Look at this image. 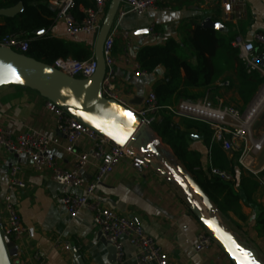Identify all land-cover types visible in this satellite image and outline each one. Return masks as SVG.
Instances as JSON below:
<instances>
[{
	"label": "crops",
	"instance_id": "crops-1",
	"mask_svg": "<svg viewBox=\"0 0 264 264\" xmlns=\"http://www.w3.org/2000/svg\"><path fill=\"white\" fill-rule=\"evenodd\" d=\"M77 2L81 14L83 9L94 7V0ZM221 18L218 0H175L166 9L151 10L143 16L127 15L120 25L113 51L119 97L131 110H139L148 94L154 92L165 78L163 68L148 73L146 77L137 76L135 63H138L137 56L143 48L164 45L169 39L180 42L187 38L197 24L202 25L206 19L220 23L219 20L223 22ZM230 24L232 28L229 27L226 32L234 33L247 42H253L257 35H264V0H247L245 15ZM151 29H154L155 34ZM65 32L66 26L59 20L51 30V35L91 47L94 43L92 36L81 34L69 38ZM123 32L130 33V48H127L123 39ZM223 79L225 81L217 83L218 90L207 96L211 104L240 111L252 102L254 96L245 103L239 95V84L234 74H227ZM45 104L46 99L33 90L13 85L0 87V127L10 129L15 136L34 130L57 138L58 143L52 146L51 155L60 169L70 170L75 162L74 157L66 151V139L57 131L55 116L46 109ZM172 120L177 128L184 130V118L172 117ZM259 120L260 116L253 127L255 138L264 133V117L261 122ZM258 121L260 124H257ZM154 133L163 148L173 155L172 149L155 130ZM186 133L183 149L187 153L200 154L202 167L208 168L211 164L209 148L194 130ZM79 147L87 151L90 141L82 137ZM234 153H229V158L232 159ZM239 153L235 190L238 192L239 182L244 177L256 178L259 188L253 193L252 202L241 200L237 212L219 214V219L233 235L252 248L257 246L264 259V235L256 226L258 209L264 210V186L259 181L264 178L261 177L264 171V149L258 155H245L243 161L247 168L240 162L242 152ZM16 164L21 166L20 178L26 187L16 195L15 202L27 232L17 244L18 254L12 259L13 264H23L25 261L33 263L34 253H38L41 258L37 264H109L107 247L100 242L99 230L91 215L83 212L72 219L60 203L63 189L53 174L35 172L31 162L23 156L6 153L0 156V216L5 215L1 202L7 191L8 172ZM164 171L165 167L159 164V169L150 165L143 173H139L128 160H123L103 180L97 196L106 207L139 222L167 253L171 264H234L217 243L202 253L194 250L197 235L206 229L191 211L180 186L172 176L164 175ZM95 172L96 163L90 160L84 173L86 179L91 180ZM57 244L62 247H57ZM123 244L124 258L116 264H137L135 249L126 240ZM64 246H68L69 250L66 251Z\"/></svg>",
	"mask_w": 264,
	"mask_h": 264
},
{
	"label": "built area",
	"instance_id": "built-area-1",
	"mask_svg": "<svg viewBox=\"0 0 264 264\" xmlns=\"http://www.w3.org/2000/svg\"><path fill=\"white\" fill-rule=\"evenodd\" d=\"M172 1L175 0H122L104 45L106 64V76L102 86L104 98L116 100L128 107L118 95L114 70L116 60L113 51L122 21L129 14L143 16L151 10L166 9ZM110 2L111 0H94L93 8L83 9L84 18L81 21H78L72 13L75 6L74 0H51L50 5L57 12L56 21L64 22L67 37L76 38L84 34L96 39ZM218 4L222 11L223 23H235L246 13L247 0H218ZM151 32L155 34L154 29H151ZM122 36L127 48H130V33L123 32ZM233 46L239 51V59L245 64L247 72L249 74L258 72L264 78V35H257L253 42H247L242 37L236 36ZM0 48L26 55L29 51L27 34L19 32L7 35L0 41ZM51 66L69 77L80 80L91 78L97 70L94 53L85 61L72 58L58 59ZM135 68L138 77L148 75V72L141 70L138 63H135ZM212 105L206 97L197 102L181 101L175 107L163 108L159 105L155 93L150 92L142 108L133 111L141 118L142 124L152 131L155 125L163 121L165 111L171 113L173 117L204 122L213 131V140L221 144L226 153L242 152L240 162L247 168L243 161L245 155H258L264 149V133L259 138L253 135L254 124L264 110V83L243 113L235 108L221 106L214 108ZM45 106L55 116L57 131L66 139V151L74 157L72 169H60L51 155V148L58 143V139L34 130L15 136L10 129L0 127V156L3 153L23 156L31 162L35 172H51L57 184L63 189L60 203L69 216L74 219L81 213L88 212L101 237L115 248L118 262L124 258L123 241L126 240L136 251L137 264H171L167 253L153 237L146 233L139 222L123 217L115 210L106 207L97 196L103 180L111 175L123 160H128L133 169L139 173H143L154 160L143 154L132 153L127 147L116 145L109 138L92 131L49 100H46ZM82 137L90 141V148L87 151L79 147ZM90 160L95 161L96 172L91 180H87L84 173ZM203 170L210 177H217L223 182H235V177L225 170L213 168L211 165ZM20 173L19 164L9 169L7 191L1 202L5 215L0 216L2 235L13 241L17 248L18 242L27 232L15 202L16 195L26 187L20 178ZM259 181L264 186V178H260ZM214 243H216L215 239L207 230L201 231L197 235L194 250L202 253L210 249ZM57 247L62 246L57 244ZM64 249L68 251L69 247L64 246ZM32 261L33 263L25 261L23 264L39 263L40 255L32 254Z\"/></svg>",
	"mask_w": 264,
	"mask_h": 264
},
{
	"label": "trees",
	"instance_id": "trees-1",
	"mask_svg": "<svg viewBox=\"0 0 264 264\" xmlns=\"http://www.w3.org/2000/svg\"><path fill=\"white\" fill-rule=\"evenodd\" d=\"M51 0H0V11L22 4L24 9L14 17L0 15V41L7 35L25 32L29 39L27 56L39 62L52 65L58 59L72 58L85 61L93 55V45L51 35L57 12L50 5ZM73 15L78 21L84 18L79 4L74 0ZM222 24V23H221ZM225 25L232 26L230 23ZM223 23V28H224ZM38 31L45 34L38 35ZM236 35L231 32L204 28L197 24L187 38L178 42L169 39L164 45L143 48L137 56L141 70L153 73L158 68L166 72L164 80L157 85L154 93L163 108L175 107L181 101L197 102L218 90L217 83L225 81L227 74H234L239 84V95L245 103L251 99L264 83L258 72L249 74L245 64L239 59V51L234 48ZM172 114L163 113V121L155 125L157 135L173 151L174 162L182 166L211 200L219 214L237 212L240 201L252 202V195L259 188L254 177H244L236 183H226L217 177H210L201 165L200 154L187 153L183 149L186 131L194 130L201 136L210 150L211 167L225 170L236 177L239 152L229 158L222 145L213 140V131L204 122L184 119V130L173 124ZM264 177V171L261 173ZM256 220L258 231L264 235V210L258 209Z\"/></svg>",
	"mask_w": 264,
	"mask_h": 264
},
{
	"label": "water",
	"instance_id": "water-1",
	"mask_svg": "<svg viewBox=\"0 0 264 264\" xmlns=\"http://www.w3.org/2000/svg\"><path fill=\"white\" fill-rule=\"evenodd\" d=\"M121 3L122 0H111L100 32L93 43L97 70L91 78L75 79L27 55L0 48V87L13 85L33 90L63 108L92 131L106 136L116 145L127 147L132 153L152 158L154 162L151 165L154 168L159 169V164H162L165 167L163 174L174 178L184 192L191 211L234 264H264L257 251L247 242L233 235L221 223L218 211L193 177L179 165L170 166V163L174 162V157L163 148L154 131L144 126L141 118L129 107L103 97L102 86L106 76L104 45ZM23 9V5L19 4L0 11V15L14 17ZM202 27L221 30L223 25L206 19ZM37 34L43 35L45 31H38ZM123 112L131 113L133 119L129 120L122 114ZM85 116L91 117L96 123L84 119ZM96 124H99V127ZM101 128L104 130L101 131ZM109 132L112 135H109ZM120 139H123V143L119 142ZM98 235L100 242L107 247L109 264H116L118 261L115 248L108 244L100 233ZM0 244L4 249L3 254H0V264H13L12 259L17 256L18 248L13 241L2 235L1 229Z\"/></svg>",
	"mask_w": 264,
	"mask_h": 264
},
{
	"label": "rangeland",
	"instance_id": "rangeland-1",
	"mask_svg": "<svg viewBox=\"0 0 264 264\" xmlns=\"http://www.w3.org/2000/svg\"><path fill=\"white\" fill-rule=\"evenodd\" d=\"M109 6H110V4H109ZM219 22L222 23V25H223V22H221L220 20H219ZM224 25H225V23H224ZM228 26H229V25H225V26H224L225 30L229 28ZM230 28H232V26H230ZM95 40H96V39L93 38V41H94V42H95ZM258 90H259V89H258ZM256 93H257V92H256ZM256 93H255V95H256ZM255 95H254V96H255ZM212 106H213L214 108L217 107L216 105H212ZM247 107H248V106H247ZM247 107H245L244 109H241L240 112L243 113V112L246 110ZM263 117H264V110H263V112L260 114V120H261ZM260 120H259V121H260ZM259 121L257 122V124H260ZM260 122H261V121H260ZM154 128H155V127H154ZM164 149H165V148H164ZM166 150H167V149H166ZM167 151H168V150H167ZM174 165H177V164H176L175 162H173V163L171 162V163H170V166H171V167H174ZM216 243H217V242H216ZM217 244H218V243H217ZM218 245H219V244H218ZM253 248H254L255 251H257V252L261 255V253H260V251H259V249H258L257 246H254ZM263 261H264V259H263ZM12 263H13V262H12Z\"/></svg>",
	"mask_w": 264,
	"mask_h": 264
},
{
	"label": "snow or ice",
	"instance_id": "snow-or-ice-1",
	"mask_svg": "<svg viewBox=\"0 0 264 264\" xmlns=\"http://www.w3.org/2000/svg\"><path fill=\"white\" fill-rule=\"evenodd\" d=\"M122 114H123L124 116H127L129 120H132V119H133L131 113H129V112H123ZM81 115H82V114H81ZM84 119H86V120H90V121H92L94 124L96 123L94 120H92L91 117H87V116H85ZM96 126L99 127V124H96ZM103 130H104V129L101 128V131H103ZM108 134H109V135H112V133H110V132H109ZM113 138H115V137H113ZM119 142H120V143H123V139H120ZM206 223H207V222H206Z\"/></svg>",
	"mask_w": 264,
	"mask_h": 264
},
{
	"label": "clouds",
	"instance_id": "clouds-1",
	"mask_svg": "<svg viewBox=\"0 0 264 264\" xmlns=\"http://www.w3.org/2000/svg\"><path fill=\"white\" fill-rule=\"evenodd\" d=\"M3 252H4L3 245L0 244V254H3Z\"/></svg>",
	"mask_w": 264,
	"mask_h": 264
}]
</instances>
